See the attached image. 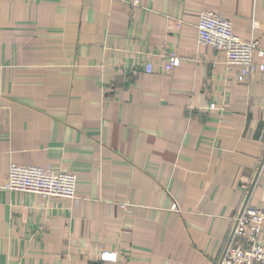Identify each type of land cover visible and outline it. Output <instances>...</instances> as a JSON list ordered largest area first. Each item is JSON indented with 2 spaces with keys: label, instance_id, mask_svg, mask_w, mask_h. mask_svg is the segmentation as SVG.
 I'll list each match as a JSON object with an SVG mask.
<instances>
[{
  "label": "crops",
  "instance_id": "1",
  "mask_svg": "<svg viewBox=\"0 0 264 264\" xmlns=\"http://www.w3.org/2000/svg\"><path fill=\"white\" fill-rule=\"evenodd\" d=\"M204 9L264 45V0H0V264H215L264 209V71L198 42ZM11 163L78 197L4 188Z\"/></svg>",
  "mask_w": 264,
  "mask_h": 264
},
{
  "label": "built area",
  "instance_id": "2",
  "mask_svg": "<svg viewBox=\"0 0 264 264\" xmlns=\"http://www.w3.org/2000/svg\"><path fill=\"white\" fill-rule=\"evenodd\" d=\"M198 42L222 53L229 65H239L238 81L257 71H264V45L259 40H243L234 29L230 17L204 9L199 14ZM259 58V61H256ZM181 63V57L171 53L164 65L166 71ZM153 72L152 63L146 65ZM76 173L53 170L38 165L11 163L4 188L28 191L44 197L77 198ZM101 259L116 260L117 253L105 252ZM215 264H264V209L246 198L232 219L223 251Z\"/></svg>",
  "mask_w": 264,
  "mask_h": 264
}]
</instances>
